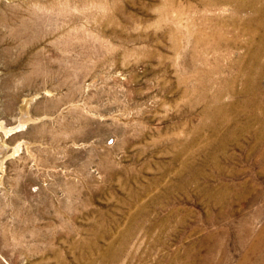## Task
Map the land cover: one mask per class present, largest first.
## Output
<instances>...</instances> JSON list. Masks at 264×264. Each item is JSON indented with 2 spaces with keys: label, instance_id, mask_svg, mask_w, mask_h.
Segmentation results:
<instances>
[{
  "label": "rangeland",
  "instance_id": "374dc122",
  "mask_svg": "<svg viewBox=\"0 0 264 264\" xmlns=\"http://www.w3.org/2000/svg\"><path fill=\"white\" fill-rule=\"evenodd\" d=\"M250 8L0 0V264H264V114L238 78Z\"/></svg>",
  "mask_w": 264,
  "mask_h": 264
},
{
  "label": "bare ground",
  "instance_id": "6f19581e",
  "mask_svg": "<svg viewBox=\"0 0 264 264\" xmlns=\"http://www.w3.org/2000/svg\"><path fill=\"white\" fill-rule=\"evenodd\" d=\"M235 2L236 8L240 9V8H244L246 6H250L252 8L251 11H254V17H248L244 22L246 27L248 26V32H249V37H251L254 41H252L250 38V41L247 42V50L249 49V51H252L253 56L246 59V58H241V66L242 68H240L239 70V74H238V78H239V82H243L242 83V90L240 91L245 99L243 101V105L245 106V108L248 110V116H250V120H254V122H257L258 118L257 116L260 114H264V105L261 103L259 95H261L260 91L261 87H260V80L261 77L264 75V56H261V54L264 55V5H262L261 7H259V9H256L255 7L257 6L256 4L259 2L258 0H232ZM218 2V1H217ZM264 3V2H263ZM261 4V3H260ZM236 9V10H237ZM247 9V8H246ZM249 9V7H248ZM241 10V9H240ZM241 12V11H239ZM243 12V11H242ZM250 13V12H248ZM249 15V14H247ZM253 16V15H252ZM234 17V16H233ZM247 17V16H246ZM231 18V17H230ZM236 18V17H235ZM240 18V17H239ZM245 18V17H244ZM238 19V18H237ZM255 19H257L258 21H256ZM243 20V19H242ZM232 21V20H231ZM235 21V20H234ZM241 21V20H240ZM239 23V22H238ZM244 25V26H245ZM242 27V26H241ZM245 27V28H246ZM244 28V27H243ZM247 34V33H246ZM190 35V34H189ZM193 36V35H192ZM223 43V41H222ZM215 48V47H214ZM192 51V50H191ZM251 53V52H250ZM260 55L261 57L257 56ZM250 56V55H249ZM221 57V56H220ZM218 59V58H217ZM244 59V60H242ZM215 61V60H214ZM240 61L238 62V64L240 63ZM230 62V61H229ZM232 62V61H231ZM209 64V63H208ZM229 65V64H228ZM194 66V65H193ZM212 66V65H211ZM227 66V65H226ZM234 66V65H233ZM237 66V65H236ZM227 68V67H226ZM229 68V67H228ZM227 68V69H228ZM232 68V67H231ZM205 69V68H204ZM230 69V68H229ZM214 73L219 72L220 68H215L214 69ZM196 74V73H195ZM202 74V73H201ZM229 74V71H228ZM236 74V73H235ZM211 76V75H210ZM224 76V75H223ZM230 76V75H229ZM209 77V76H208ZM207 77V78H208ZM217 77V75H216ZM220 77V76H219ZM231 78V76H230ZM263 78V77H262ZM219 79V78H218ZM222 79V78H221ZM211 80V79H210ZM217 80V79H215ZM200 83L197 87H199L201 89V92L203 94L204 88H208V86L206 85L205 82H203L201 79H199ZM206 81V80H205ZM221 82V81H220ZM234 83L236 82V80L233 81ZM219 83V82H218ZM232 83V84H234ZM217 84V83H216ZM222 88L220 91H218L215 95V100L217 102V99L222 98L221 96L224 94H232L233 96L236 95V92L234 91V89L232 87H230V79L229 81H223L222 82ZM195 85V84H194ZM238 86V85H237ZM236 87V86H235ZM234 87V88H235ZM240 87V86H239ZM210 89V88H209ZM195 91V90H194ZM208 91V90H207ZM197 93V92H196ZM199 94V93H198ZM215 94V93H214ZM238 94V92H237ZM239 95V94H238ZM229 96V95H228ZM240 96V95H239ZM264 96V95H263ZM203 97V96H202ZM210 97V95H209ZM231 97V96H230ZM238 97V96H237ZM191 98V97H190ZM212 98V97H211ZM232 98V97H231ZM208 99V98H207ZM223 99V98H222ZM235 99V98H234ZM200 100V99H199ZM243 100V99H242ZM202 101V100H201ZM209 101V100H208ZM224 101V100H223ZM222 101V102H223ZM236 101V100H235ZM239 102V101H238ZM215 103V102H214ZM232 105V104H230ZM242 106V105H241ZM212 107V106H211ZM233 107V106H232ZM235 107V106H234ZM26 108V107H25ZM25 108H23V112L25 111ZM216 108V107H215ZM241 109V108H240ZM22 110V109H21ZM228 110H230V106L228 107H223L221 106L218 111H216V109H206V116L207 117H211L213 119L218 118L217 120V124H215L216 128H218L219 125H222V122H218V121H227L229 118L226 117V113L228 112ZM230 112V111H229ZM240 112V111H239ZM246 113V112H245ZM239 116V115H238ZM234 117V116H233ZM246 117V116H245ZM252 117V118H251ZM204 118V117H203ZM239 119V118H238ZM249 119V117H248ZM257 119V120H256ZM26 120V119H25ZM205 120V119H204ZM247 120V119H246ZM237 121V120H236ZM205 123V122H204ZM247 123V125L252 124L251 122L247 121L245 122ZM235 124V123H234ZM238 124V123H237ZM258 124V122H257ZM22 125V124H21ZM214 125V123H213ZM246 125V124H245ZM264 125V124H263ZM234 126V125H233ZM240 126V125H239ZM223 127V125H222ZM225 127V126H224ZM227 127V126H226ZM238 127V126H237ZM244 127V126H243ZM248 127V126H247ZM257 127V126H256ZM202 128V127H201ZM209 128V127H208ZM255 128V127H254ZM203 129V128H202ZM219 130V129H218ZM4 131V130H3ZM200 128L196 127L195 132H199ZM209 131V130H208ZM212 133L216 132L215 127H212ZM222 131V130H220ZM248 131V130H247ZM242 132V131H241ZM255 136L258 140H264V127H258L255 131ZM6 133V132H5ZM229 133V132H228ZM245 133V132H244ZM218 134V133H216ZM222 134V133H220ZM243 134V133H242ZM198 135V134H197ZM224 135V134H222ZM241 135V134H240ZM213 136V135H212ZM210 137V136H209ZM217 137V136H216ZM234 138L233 137V132H230V139ZM194 138V137H193ZM196 139V138H195ZM237 139V138H235ZM214 140V139H213ZM232 140V139H231ZM191 141V140H190ZM189 141V142H190ZM188 142V143H189ZM195 142V141H194ZM260 142V141H259ZM259 142H256V144H259ZM193 143V141H192ZM211 143V142H210ZM209 143V144H210ZM213 143V142H212ZM191 144V143H190ZM188 144H186L185 146H187ZM3 146V145H2ZM184 146V147H185ZM3 148V147H2ZM1 150V149H0ZM1 153V152H0ZM3 155V154H2ZM2 157V156H0ZM4 160H0V168L2 167V163ZM195 177V176H194ZM65 210V209H64ZM45 213V212H44ZM138 229V219L137 217H131L130 218V222H129V228L127 231L122 232V234L119 235L118 239L116 242L112 243L111 246L109 248H107V253L106 255L103 256V258L105 260H118L120 259V255H121V250L123 247V243L126 241L127 237L132 233V232H136V230ZM130 233V234H129ZM129 234V235H128ZM126 243V242H125ZM125 248V247H124ZM124 252V250H123ZM122 256V255H121ZM188 264V263H185Z\"/></svg>",
  "mask_w": 264,
  "mask_h": 264
}]
</instances>
